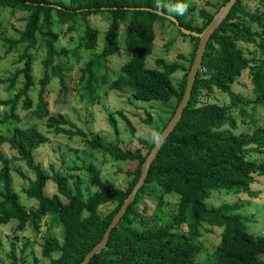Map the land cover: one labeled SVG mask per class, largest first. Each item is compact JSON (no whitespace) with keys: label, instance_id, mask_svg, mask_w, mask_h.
Masks as SVG:
<instances>
[{"label":"trees","instance_id":"trees-1","mask_svg":"<svg viewBox=\"0 0 264 264\" xmlns=\"http://www.w3.org/2000/svg\"><path fill=\"white\" fill-rule=\"evenodd\" d=\"M202 1L210 9L199 8L200 23L196 25L191 15L194 6L187 0H68V4L61 0H0V8L9 9L10 13L26 12L17 39H7L9 46L19 43L24 44V48L19 57L23 59L22 67L7 79L9 90L20 74L22 86L13 96L0 100V104L8 105L9 109L8 114L0 117V122L11 119L15 122L9 136L0 134V143H7L14 151L11 157L0 153V226L14 223V232L35 235L42 217L51 214L53 222L63 230L60 242L46 233L40 242L38 256L30 262L21 255L26 243L22 244L20 254H16L10 242L7 264H36L39 257L48 258L47 264H77L99 241L112 215L136 182L140 164L153 143L134 136L144 149L141 152L140 148L129 150L116 144H105L98 136H93L86 141L90 150L107 151L118 161L136 162L132 170L125 171L128 176L126 186L106 187L98 177V169L89 164L88 179L97 186L92 194L82 199L77 184L75 192L69 187V174L52 171L50 178L55 184V193L46 196L43 188L49 176L35 162L34 152L47 137L34 124L18 126L20 117L14 113L18 102L26 110L33 105L30 90L34 86V75L28 49L42 47L45 54L41 60L42 75L37 79L36 101L28 112L38 119L45 117V126L54 134L64 131L62 126L67 120L61 113L50 114L45 100V85L51 77H57L60 89H65L62 68L59 62L53 63L59 55L57 33L52 30L53 17L60 24L68 23V32L74 29L78 16L84 21L83 34L75 46L64 49L76 61L81 51H89L96 43V28L90 26L87 18L106 13L109 23L103 33L98 57L105 59L116 51L119 35H122L121 41L129 54L107 88L128 89L136 100L174 99L176 106L197 38L183 34L172 21L156 11L173 16L186 29L199 32L226 0ZM244 1L235 0L209 36L180 119L149 164L133 200L109 231L105 247L91 256L86 264H194V257L201 247L198 238L202 231L212 233L216 228H220L218 241L209 249L204 264L206 261V264H264V236L248 232L249 218L239 213L240 204L228 201L217 206L207 204L211 191L256 196L250 185L255 176L264 178V159L255 162L249 157L252 152L264 153V126L253 125L250 113L254 104L264 110V11H251ZM256 3L260 8L264 7V0H256ZM156 21H167L176 27L179 35L190 39L189 55H177L186 65L178 60L165 62L162 58L154 59V67L145 65V58L152 49ZM120 23L124 25L121 34L118 31ZM92 62L94 65L93 59ZM103 67L106 70V66ZM245 69L248 70L253 98L231 89L232 83ZM177 71L181 76L174 84L171 77ZM95 75L92 64H86L81 70L80 80L85 77L82 96H86L88 102L96 97ZM100 78L105 82L106 74L102 73ZM214 91L226 95L227 100L216 102ZM173 111L174 108L161 129ZM237 116L241 117L242 123L252 126L250 132L235 131ZM109 119L114 128V121ZM142 120L149 124L148 115ZM126 123L133 132L132 125ZM10 160L23 161L33 174L23 192L27 198L36 201L34 209L26 210L18 202L10 180ZM170 194L177 196V204L173 213L166 214L161 209L162 197ZM107 203L114 206L99 214V206ZM262 206L264 208V200Z\"/></svg>","mask_w":264,"mask_h":264},{"label":"rangeland","instance_id":"rangeland-1","mask_svg":"<svg viewBox=\"0 0 264 264\" xmlns=\"http://www.w3.org/2000/svg\"><path fill=\"white\" fill-rule=\"evenodd\" d=\"M64 4H68V0H61ZM188 4H192L194 9L191 12L193 16V23L198 25L200 18L197 16L199 8L210 9L202 0H187ZM244 4L251 11L261 10L256 3V0H245ZM25 11H16L10 13L7 8H0V100L8 99L22 86V76L19 74L16 78L14 86L7 89V79L15 72L16 69L22 67L23 59H19L20 53L24 48V44H17L16 46H9L7 39H17L18 30L24 25ZM78 21L74 25V29L66 31L68 23L60 24L57 19L53 17L52 30L57 33L58 41L56 48L59 50V55L53 61L54 64L59 62L62 68V78L65 89L61 90L57 77H51L50 81L45 85L47 94L45 97L47 108L50 114L55 115L61 113L67 120V124L63 127L64 131L54 134L48 129L45 124V117L38 119L28 112L33 108L36 101V90L38 88L37 79L42 75L41 60L45 54L42 47H35L28 49L32 62V73L34 75V86L30 90V97L33 105L30 109H22L20 102L17 103L14 113L20 117L17 125L28 126L34 124L47 137L34 152V159L36 163L49 176L47 179L43 192L46 196H51L55 193V184L51 180L50 175L52 171L61 174H69L68 185L75 192L74 186L79 187V194L82 199L97 190V186L88 179L89 172L87 166L92 164L99 173L98 177L106 187L126 186L128 176L126 170H132L136 164L135 161H118L107 151L90 150L86 144L93 136H98L100 140L109 145H119L120 147L129 150H136L140 148L141 152L144 149L138 143L134 136H138L149 143L157 136V131L161 129V125L169 117L172 108H175L174 99L167 101H160L159 99L143 101L134 99L130 95V91H118L107 88V84L114 78L119 66L125 62L129 56L127 50L122 43V35L118 36L117 48L114 53L102 59L99 56L102 44L103 33L109 23V17L106 13L101 15H91L87 18L91 27L96 28L97 39L95 45L86 52L81 51L78 60L74 61L66 49H71L75 46L78 38L83 34L84 21L78 16ZM192 23V24H193ZM124 29L123 23L119 25V34ZM154 38L152 42L151 52L145 58V65L147 67H154V59L162 58L165 62L178 60L186 65L185 62L178 59L177 55L182 54L187 57L192 48V42L188 37L179 35L176 27L169 24L167 21H156L153 24ZM70 36V38H69ZM250 48L252 46L250 45ZM65 49V50H64ZM94 60V65L92 62ZM52 63V64H53ZM86 64H92L93 70L96 72V97L88 102L84 94L83 85L85 75L80 80L81 70L86 67ZM106 66L104 70L103 66ZM104 70V71H103ZM106 74V81L102 82L100 75ZM181 76V72L177 71L172 74V82L177 83ZM234 92L242 96L253 98L251 91V83L249 80L248 70H243L231 85ZM213 96L216 102H225L226 95L214 91ZM211 101V97L209 98ZM8 105L0 104V117L9 113ZM251 116L253 125L264 126V110L259 105H252ZM248 107V106H247ZM149 116V124H146L142 119ZM111 118L114 121L115 129L110 124ZM132 125L133 132L130 131L127 121ZM237 116L236 132L248 133L250 127L240 120ZM250 123V119H248ZM15 122L11 119L6 122H0V134L9 136ZM0 153L5 157H11L14 151L9 149L7 143H0ZM249 156V155H248ZM255 162L264 159V153L252 152L249 156ZM10 180L13 190L18 195L19 204L28 209H34L37 205L34 199L27 198L23 192V188L27 185V180L33 178L32 172L27 169L23 161L10 160ZM120 168V169H119ZM1 188V181H0ZM250 189L255 191L256 196H248L246 194L235 195V193H222L221 190L211 191L207 199V204L210 206H217L223 201L236 202L240 204L239 213L247 216L248 232L264 236V208L262 201L264 200V178L255 176V181L251 183ZM235 195V196H234ZM177 204V196L174 194L165 195L162 197L161 209L163 213L171 214L174 212ZM114 204L107 203L99 206V214H103L110 210ZM54 218L51 214H46L42 217L39 230L35 235L32 232H14V223L8 222L0 226V264H7V254L9 251V243L16 254H20V249L23 243H26V249L21 253L27 260L32 261L34 256H38L40 252V242L49 233L50 236L55 237L59 242L63 235V230L58 224L53 222ZM220 228L212 230V233H201L198 238L201 247L194 257V264H204L209 249L217 243L218 233ZM203 241V242H202ZM205 245V246H204ZM48 258L39 257L36 264H47ZM207 261L205 262V264Z\"/></svg>","mask_w":264,"mask_h":264},{"label":"water","instance_id":"water-1","mask_svg":"<svg viewBox=\"0 0 264 264\" xmlns=\"http://www.w3.org/2000/svg\"><path fill=\"white\" fill-rule=\"evenodd\" d=\"M234 2H235V0H226L218 8V10L212 15L210 21L199 32L186 29V28L182 27L181 25H179L178 21L173 16L165 14V13L160 12V11H156L158 14H160V15L164 16L165 18L169 19L170 21H172L174 23V25L183 34L191 35V36H194L197 38V43H196V47L194 49L193 57L191 59V63L189 65V68L186 72L184 88H183L181 97H180L179 101L177 102V104L174 108L172 115L170 116V118L168 119V121L166 122L164 127L157 134L155 139L153 140V143H152V146H151L149 152L147 153V155L144 157V160L140 164L139 175H138L136 182L134 183V185L132 186V188L130 189L128 194L125 196V198L122 200V202L119 205V207L117 208V210L112 215V217H111L110 221L108 222V224L106 225L99 241L96 244H94L84 254L83 258L77 264H86L89 261L91 256L98 253L102 248L105 247L109 231L111 230V228H113L117 224V222L119 221V219L123 215L127 205L133 200V197L135 195L136 190L141 186V184L143 183V181L146 177L149 164L154 159V157L157 154L161 144L163 143V141L165 140V138L167 137L169 132L173 129L175 124L180 119L181 112H182L183 108L186 106L187 101L189 99L192 83H193V80L195 77V73L199 69L201 57H202L203 51L205 49V44H206L209 36L212 34V32L218 27L219 23L224 19V17L226 16L227 12L231 8V6L234 4Z\"/></svg>","mask_w":264,"mask_h":264}]
</instances>
